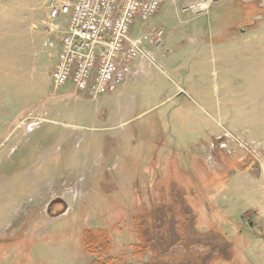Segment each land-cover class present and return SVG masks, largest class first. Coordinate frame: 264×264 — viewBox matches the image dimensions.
I'll use <instances>...</instances> for the list:
<instances>
[{"label": "rangeland", "instance_id": "obj_1", "mask_svg": "<svg viewBox=\"0 0 264 264\" xmlns=\"http://www.w3.org/2000/svg\"><path fill=\"white\" fill-rule=\"evenodd\" d=\"M64 1L0 0V264H90V227L135 262L133 215L183 182L180 167L202 189V229L234 245L233 264H264V0H164L144 29H162L163 46L84 103L51 82ZM242 155L257 172L226 176Z\"/></svg>", "mask_w": 264, "mask_h": 264}, {"label": "built area", "instance_id": "obj_2", "mask_svg": "<svg viewBox=\"0 0 264 264\" xmlns=\"http://www.w3.org/2000/svg\"><path fill=\"white\" fill-rule=\"evenodd\" d=\"M212 1L198 0L191 9L207 10ZM163 2L67 0L53 8L54 17L68 18L52 73L53 87L73 85L93 100L116 93L133 75L132 64L150 59L149 51L163 46L162 29L144 30Z\"/></svg>", "mask_w": 264, "mask_h": 264}, {"label": "trees", "instance_id": "obj_3", "mask_svg": "<svg viewBox=\"0 0 264 264\" xmlns=\"http://www.w3.org/2000/svg\"><path fill=\"white\" fill-rule=\"evenodd\" d=\"M242 157V158H241ZM225 161L228 177L236 172H257L250 157ZM183 182L162 183L157 188V200L136 212L132 218L135 262H122L113 252L108 230L85 228L81 242L90 264H233L234 245L216 229H202L200 214L193 201L201 192L199 182L182 170ZM226 179L229 181V178ZM215 184H228L214 180ZM184 183V184H183ZM215 197V193L213 195ZM205 205V204H204ZM148 258L147 261L144 259Z\"/></svg>", "mask_w": 264, "mask_h": 264}, {"label": "water", "instance_id": "obj_4", "mask_svg": "<svg viewBox=\"0 0 264 264\" xmlns=\"http://www.w3.org/2000/svg\"><path fill=\"white\" fill-rule=\"evenodd\" d=\"M59 203H63V204H64V200H61V199L54 200L53 202H51L49 208H51V207H53L55 204H59Z\"/></svg>", "mask_w": 264, "mask_h": 264}, {"label": "crops", "instance_id": "obj_5", "mask_svg": "<svg viewBox=\"0 0 264 264\" xmlns=\"http://www.w3.org/2000/svg\"><path fill=\"white\" fill-rule=\"evenodd\" d=\"M119 92V91H118ZM80 97H82V98H78L79 99V101L78 102H81V103H84V101H86L85 99H87V98H85V96H83V95H81L80 94ZM84 98V99H83ZM157 142V141H156ZM151 151H153V149L151 150Z\"/></svg>", "mask_w": 264, "mask_h": 264}]
</instances>
